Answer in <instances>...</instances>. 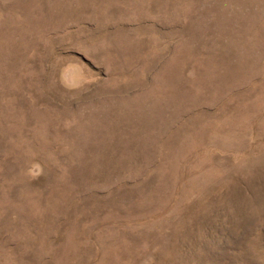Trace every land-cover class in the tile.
I'll return each instance as SVG.
<instances>
[{
    "label": "rangeland",
    "instance_id": "1",
    "mask_svg": "<svg viewBox=\"0 0 264 264\" xmlns=\"http://www.w3.org/2000/svg\"><path fill=\"white\" fill-rule=\"evenodd\" d=\"M0 264H264V0H0Z\"/></svg>",
    "mask_w": 264,
    "mask_h": 264
},
{
    "label": "bare ground",
    "instance_id": "2",
    "mask_svg": "<svg viewBox=\"0 0 264 264\" xmlns=\"http://www.w3.org/2000/svg\"><path fill=\"white\" fill-rule=\"evenodd\" d=\"M40 130V129H39ZM28 134V133H27ZM44 163V162H43ZM5 167V166H4ZM11 178V177H10ZM8 181V180H7ZM6 188V187H5ZM41 193V192H40ZM40 206V205H39Z\"/></svg>",
    "mask_w": 264,
    "mask_h": 264
}]
</instances>
